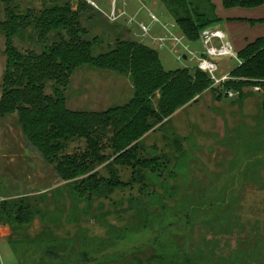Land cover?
<instances>
[{
  "label": "rangeland",
  "instance_id": "obj_1",
  "mask_svg": "<svg viewBox=\"0 0 264 264\" xmlns=\"http://www.w3.org/2000/svg\"><path fill=\"white\" fill-rule=\"evenodd\" d=\"M17 1L21 8L35 10L53 3ZM63 1L73 10L80 9L87 37L99 36L97 51L107 50L118 39H134L154 49L164 69L186 65L191 74L197 70L200 41L190 43L183 37L162 0ZM12 42L21 50L29 45L28 40L14 38ZM31 47L37 51L43 48L42 43H32ZM4 49L5 37L0 34V94ZM236 64L233 57L221 58L219 71H229ZM219 71L217 78L224 75ZM228 78L233 79L230 74ZM210 80L196 101L174 112L165 128L150 130L143 138L146 148L155 146L157 153L168 152L179 161L175 180L165 179L170 186L178 185L177 192L171 190L174 195L168 197L171 192L160 186L163 178L145 188L163 195L168 214L151 205L137 206L138 199L150 195L137 183L116 189L108 197L94 198L87 205L81 202L74 206L65 193L57 202L55 189L62 186L66 191L64 181L26 140L17 115L0 116V200L24 197L27 204L37 200L41 210L29 225L0 224L4 227L0 232V264H49L41 254L52 252L56 242H65L75 256L82 254L95 264H165L156 256L162 243L166 249L173 248L174 256L186 254L201 264H264V88L242 86L238 97L224 82ZM65 94L70 110L102 111L129 101L133 86L125 74L85 65L73 71ZM172 135L180 141V151L166 140ZM80 145L72 142L70 149ZM120 174L129 181L131 169ZM44 193L47 203L40 201ZM184 200L202 202L198 219L185 221L183 214L193 205ZM209 200L225 207L206 220ZM167 215L171 219L165 218Z\"/></svg>",
  "mask_w": 264,
  "mask_h": 264
},
{
  "label": "trees",
  "instance_id": "obj_2",
  "mask_svg": "<svg viewBox=\"0 0 264 264\" xmlns=\"http://www.w3.org/2000/svg\"><path fill=\"white\" fill-rule=\"evenodd\" d=\"M51 1L52 4L45 2L41 9L35 10L30 6L21 8L17 0H0V34L5 37L6 56L0 116L17 115L26 140L64 181L66 191L62 186L55 189L57 202L60 194L65 193L74 201V206L81 202L87 205L94 198L108 197L116 189L137 183L144 194L150 193L144 197L146 200L138 199L137 206L151 205L168 214L163 195L145 188L163 178L160 186L171 192L168 197L174 195L171 190L177 192L178 185L170 186L165 179L175 180L180 171L179 161L168 152L157 153L155 146L146 148L143 138L150 130L165 128L174 112L196 101L211 80L200 70L191 74L185 66L164 69L158 53L134 39H118L107 50L97 51L100 38L86 36L80 9L73 10L68 1ZM162 1L190 43L199 39L202 29L220 20L211 0ZM221 3L225 8H250L264 4V0H221ZM50 33L54 34L50 37ZM14 38L28 40V47L17 48L12 42ZM32 43H42L43 48L37 51L31 47ZM237 56L241 62L231 69L233 79L226 80L224 86L236 91L238 97L242 86L264 88V37L248 42ZM85 65L127 75L133 86L132 97L124 104L102 111L68 109L65 88L73 71ZM261 108L264 118V99ZM166 140L181 150L177 137L172 135ZM72 142L82 145L70 149ZM129 168L131 178L126 181L120 173ZM40 201L47 203V194L41 195ZM184 201L193 205L183 214L185 221L198 219L202 202ZM215 202L209 200L206 220L224 209L225 204L215 205ZM75 211L73 207L71 212L75 214ZM40 212L37 200L32 204H27L24 197L0 200V224L26 226ZM165 218L171 219L168 215ZM159 246L156 256L160 263L201 264L186 254L174 256L173 248L166 249L165 243ZM52 249L48 254H41L49 264H95L94 259L88 261L82 254L75 256L65 242H56Z\"/></svg>",
  "mask_w": 264,
  "mask_h": 264
},
{
  "label": "crops",
  "instance_id": "obj_3",
  "mask_svg": "<svg viewBox=\"0 0 264 264\" xmlns=\"http://www.w3.org/2000/svg\"><path fill=\"white\" fill-rule=\"evenodd\" d=\"M211 2L215 5L216 15L220 19L214 25L224 32L235 52L241 50L248 42L264 37V21H260L264 18V4L250 8H231L230 11L221 8V0H211ZM182 58L186 59L183 56ZM231 69L226 72L220 69L219 72L230 73ZM3 229L4 227L0 225V232Z\"/></svg>",
  "mask_w": 264,
  "mask_h": 264
},
{
  "label": "built area",
  "instance_id": "obj_4",
  "mask_svg": "<svg viewBox=\"0 0 264 264\" xmlns=\"http://www.w3.org/2000/svg\"><path fill=\"white\" fill-rule=\"evenodd\" d=\"M141 28L143 29L142 31L145 30L144 27ZM171 38L175 40L176 44H181L184 51H187V54H189L190 56L192 55L191 57L194 56L193 51H191L186 45H184L176 36H171ZM199 41L201 44L202 53L198 57L195 68L205 73L209 77V79H213V82L215 83H219L221 81V84L222 82L228 80V76L230 73L224 74L217 78V74L219 71V60L224 57H233L237 60L238 63H240L241 61L238 58L237 53L234 51L227 36L217 26L211 25L205 27L200 31ZM177 58L180 57L177 56Z\"/></svg>",
  "mask_w": 264,
  "mask_h": 264
}]
</instances>
